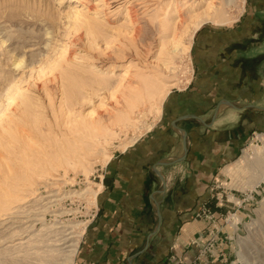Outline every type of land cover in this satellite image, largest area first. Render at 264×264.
I'll return each mask as SVG.
<instances>
[{
	"label": "rangeland",
	"instance_id": "1",
	"mask_svg": "<svg viewBox=\"0 0 264 264\" xmlns=\"http://www.w3.org/2000/svg\"><path fill=\"white\" fill-rule=\"evenodd\" d=\"M198 1L0 0V222L22 220L0 228V239L15 238L0 249L28 240L0 255L5 264L62 262L42 250L56 247L49 236L64 223L77 225L79 242L110 155L145 133L168 91L188 81L194 31L230 24L243 5L213 0L228 22L194 29ZM178 14L175 32L162 25ZM172 36L186 52L172 54ZM82 120L100 122L98 137ZM245 136L194 213L208 221L192 240L194 264H264V126Z\"/></svg>",
	"mask_w": 264,
	"mask_h": 264
},
{
	"label": "crops",
	"instance_id": "2",
	"mask_svg": "<svg viewBox=\"0 0 264 264\" xmlns=\"http://www.w3.org/2000/svg\"><path fill=\"white\" fill-rule=\"evenodd\" d=\"M189 47L186 84L106 161L70 264L194 262L192 240L208 230L194 213L209 205L212 177L264 126V0H243L230 24L203 23Z\"/></svg>",
	"mask_w": 264,
	"mask_h": 264
},
{
	"label": "bare ground",
	"instance_id": "3",
	"mask_svg": "<svg viewBox=\"0 0 264 264\" xmlns=\"http://www.w3.org/2000/svg\"><path fill=\"white\" fill-rule=\"evenodd\" d=\"M230 0L228 1H225L226 4H228ZM193 2V1H192ZM214 1L213 0H200L198 1L197 4H201V13L197 16L196 15H193V19L195 20V24H194V29H196L199 25H201V23H203L204 21H214V22H228V19L227 17L225 16V10H224V7L223 5H221L220 7L215 5L213 3ZM224 2V4H225ZM170 4V3H169ZM192 4V3H191ZM194 5V4H193ZM175 6V5H174ZM169 10H172V9H169ZM173 12H178L177 9L175 8L173 10ZM189 12H193V7H190L189 8ZM76 14H74L75 16L74 17H78L79 13L75 11ZM191 18V17H190ZM78 20V19H77ZM179 21V14L176 16V17H169L167 18V23H163L162 25L164 27H167L171 30H173L175 32V30L177 29V23ZM168 29V30H169ZM166 30V28H165ZM172 31V32H173ZM174 34V33H173ZM175 35V34H174ZM173 38V39H172ZM172 46H171V52L173 55L175 54H180V52L184 53L186 52L187 50V47L188 45H185L183 44L182 45V42H180L179 40L175 39L173 36H172ZM166 44H163L162 43V46H164ZM161 46V48H162ZM164 48V47H163ZM162 50V49H161ZM160 50V51H161ZM162 52V51H161ZM170 56V55H169ZM172 57V56H171ZM21 64L20 63V60L17 61L16 63V67ZM126 74V73H125ZM124 74V76H125ZM16 86V85H15ZM17 87V86H16ZM9 92V91H8ZM10 93V92H9ZM20 93V92H19ZM144 94L147 96H150L151 95V87L149 89H145L144 90ZM18 95V94H16ZM15 95V96H16ZM19 96V95H18ZM23 96V95H22ZM83 96V95H82ZM13 97V96H12ZM8 101H10V103L13 102V98L9 97L8 96ZM138 99V98H137ZM25 101V100H24ZM9 104V103H8ZM10 105V104H9ZM157 110V113L160 112V107H157L156 108ZM122 117V116H121ZM129 121V120H128ZM120 122V121H119ZM126 122V119L124 121V123ZM81 124V127H82V130L83 131H87L89 133L90 136H93V137H98V131L99 129H101L102 125L100 124V122L98 120H92V121H86V120H82V122L80 123ZM127 124V122H126ZM132 124V123H131ZM2 126V125H1ZM152 126L151 123L148 124V128ZM3 127V126H2ZM80 127V125H79ZM80 127V128H81ZM147 127V125H146ZM85 129V130H84ZM78 130V129H77ZM7 132V131H6ZM91 137V138H93ZM108 137V136H107ZM103 140V139H102ZM134 140H136V137H133L131 138L127 143H123V148L124 147H127L129 144H131V142H134ZM97 141V139H96ZM77 143V142H76ZM121 148H122V145H121ZM122 148V149H123ZM247 157V156H245ZM243 159V158H242ZM236 167V166H235ZM258 182V181H257ZM256 182V183H257ZM255 183V184H256ZM90 189V188H89ZM88 189V190H89ZM87 188H85L83 191H81L80 193L81 194H85L87 191ZM91 191V190H89ZM95 195V194H94ZM90 197V195L88 196V198ZM87 199V198H86ZM262 204L264 205V200L262 202ZM27 217V216H26ZM11 219V218H10ZM22 220H17V221H13V222H10L9 223H6V222H0V228H4L7 229L9 228V230L11 229V226L13 225V223L15 222H21ZM9 224V225H8ZM81 225H83L84 223H80ZM77 227V225H74V224H62L61 226H58L56 227L57 229L53 230L51 233V235L49 236L50 237V242H51V245L53 246H56V247H51L49 249H46V250H42V251H45V252H51L50 255H57L58 257H60V259L62 260V262L60 263H56V264H70L71 261H72V257H73V254L76 250V246H77V242H78V239L80 237V234H74L75 232V228ZM27 228V227H26ZM21 229V228H19ZM28 229V228H27ZM20 231V230H19ZM18 231V232H19ZM22 234V233H21ZM14 236H9L10 239L6 240L7 239V236L0 239V242H2L1 244H7V242H13V240L15 238H12ZM77 237V238H75ZM18 238V237H17ZM73 238H75V240L73 241ZM28 240L26 241H22V242H18V243H15V244H11V245H7L6 247H3L0 249V255L2 254H12L14 253V250L17 249L18 247H21L23 245L26 244ZM71 241V242H70ZM50 244V243H49ZM37 252V251H36ZM65 252V254H64ZM55 253V254H54ZM55 257V256H54ZM56 257L54 260H57ZM1 258V257H0ZM10 258V257H8ZM15 258V257H14ZM53 259V258H52ZM3 259H0V262H3L2 261ZM20 261V260H19ZM58 261V260H57ZM52 260L51 261H46V260H41V263L40 264H51ZM12 263V262H11ZM17 263V262H16ZM1 264H5L4 262L1 263ZM35 264V263H34ZM55 264V263H54Z\"/></svg>",
	"mask_w": 264,
	"mask_h": 264
},
{
	"label": "water",
	"instance_id": "4",
	"mask_svg": "<svg viewBox=\"0 0 264 264\" xmlns=\"http://www.w3.org/2000/svg\"><path fill=\"white\" fill-rule=\"evenodd\" d=\"M260 108L264 109V107H260Z\"/></svg>",
	"mask_w": 264,
	"mask_h": 264
}]
</instances>
